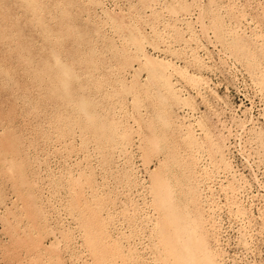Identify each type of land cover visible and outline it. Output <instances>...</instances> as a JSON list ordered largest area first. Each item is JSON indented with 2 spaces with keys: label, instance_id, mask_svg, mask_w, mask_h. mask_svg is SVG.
I'll return each mask as SVG.
<instances>
[{
  "label": "rangeland",
  "instance_id": "rangeland-1",
  "mask_svg": "<svg viewBox=\"0 0 264 264\" xmlns=\"http://www.w3.org/2000/svg\"><path fill=\"white\" fill-rule=\"evenodd\" d=\"M0 264H264V0H0Z\"/></svg>",
  "mask_w": 264,
  "mask_h": 264
}]
</instances>
